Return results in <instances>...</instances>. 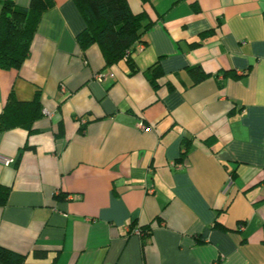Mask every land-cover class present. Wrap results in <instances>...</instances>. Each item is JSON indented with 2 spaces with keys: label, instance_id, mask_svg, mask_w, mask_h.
Returning a JSON list of instances; mask_svg holds the SVG:
<instances>
[{
  "label": "crops",
  "instance_id": "obj_1",
  "mask_svg": "<svg viewBox=\"0 0 264 264\" xmlns=\"http://www.w3.org/2000/svg\"><path fill=\"white\" fill-rule=\"evenodd\" d=\"M127 1L152 24L132 66L83 51L56 0L0 69V114L12 92L44 107L0 133V248L19 257L0 264H264V0Z\"/></svg>",
  "mask_w": 264,
  "mask_h": 264
},
{
  "label": "trees",
  "instance_id": "obj_2",
  "mask_svg": "<svg viewBox=\"0 0 264 264\" xmlns=\"http://www.w3.org/2000/svg\"><path fill=\"white\" fill-rule=\"evenodd\" d=\"M86 23L78 35L83 51L97 45L107 67L126 59L132 66L136 45L151 27L146 16L132 12L127 0H73ZM145 3L151 0H142ZM0 69L19 71L31 54V44L43 15L56 6V0H31L22 7L12 0H0ZM158 70L151 74V83L157 87ZM44 115L42 94L37 92L32 101H20L14 92L9 96L0 114V133L24 129L34 133L33 126ZM8 190L0 187V204L6 201ZM6 194V195H5ZM141 235L149 234L151 226L139 229ZM19 257L0 248V261L15 263Z\"/></svg>",
  "mask_w": 264,
  "mask_h": 264
},
{
  "label": "built area",
  "instance_id": "obj_3",
  "mask_svg": "<svg viewBox=\"0 0 264 264\" xmlns=\"http://www.w3.org/2000/svg\"><path fill=\"white\" fill-rule=\"evenodd\" d=\"M110 76L114 77L113 74H110ZM97 78L99 80H102V79H106V75H103V74H99L97 75ZM141 128H144L143 126ZM13 160H10V159H5L3 157H0V163L2 164H5V165H9L10 163H12ZM182 166L179 165L178 168H181ZM138 233L140 234V230L138 231Z\"/></svg>",
  "mask_w": 264,
  "mask_h": 264
}]
</instances>
